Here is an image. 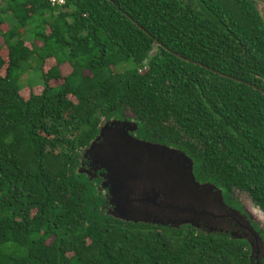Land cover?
I'll return each mask as SVG.
<instances>
[{
    "label": "trees",
    "instance_id": "trees-1",
    "mask_svg": "<svg viewBox=\"0 0 264 264\" xmlns=\"http://www.w3.org/2000/svg\"><path fill=\"white\" fill-rule=\"evenodd\" d=\"M0 40V264H251L245 239L107 215L81 166L102 122L130 111L135 137L184 152L226 204L238 191L264 211L255 0H0ZM31 60L42 90L26 98Z\"/></svg>",
    "mask_w": 264,
    "mask_h": 264
},
{
    "label": "water",
    "instance_id": "water-1",
    "mask_svg": "<svg viewBox=\"0 0 264 264\" xmlns=\"http://www.w3.org/2000/svg\"><path fill=\"white\" fill-rule=\"evenodd\" d=\"M252 87L264 94L263 89L254 85ZM116 121L118 120L106 121L104 126H107V129L100 130V127L96 138L83 150V159L90 154L93 156L95 164L101 166L105 171L104 176L102 175L104 180H101L99 188L109 190L110 208H104L107 215L123 222L146 223L173 228L190 225L208 233L223 232L234 238L247 240L252 251L255 250L257 253H259V247L256 248L255 244L258 240L262 243L261 249L264 252L260 233L259 236L253 234L237 236L227 229L216 228L215 224L220 220H236L232 217L233 214L239 216L238 218L244 217V215L240 210L226 204L224 195H221L222 200L219 198L218 192L215 191L219 188L209 183H199L195 179L193 162L184 152L166 145L138 139L134 135L128 134L123 128L116 126L122 123L128 124V122L121 120L117 123ZM131 127L133 128L131 133L134 134L137 124L134 122ZM133 144L149 152H161L169 157H177L180 163L177 169L172 171L176 178L173 176L170 178V174L161 166L156 165L158 164L156 162L131 160L124 150L128 145ZM81 172L85 173L83 170ZM177 182L186 186L194 194H199L200 197L205 195V192H209L210 206L207 208L199 206L196 201L189 204L179 203L178 196L184 190L177 186ZM174 184L178 191L174 188ZM229 216L230 218H228ZM213 225H215L214 229L211 228ZM238 227L241 228L239 225ZM243 228L245 227L243 226Z\"/></svg>",
    "mask_w": 264,
    "mask_h": 264
},
{
    "label": "rangeland",
    "instance_id": "rangeland-1",
    "mask_svg": "<svg viewBox=\"0 0 264 264\" xmlns=\"http://www.w3.org/2000/svg\"><path fill=\"white\" fill-rule=\"evenodd\" d=\"M6 25L7 24H4L1 27L4 30H6L7 29ZM26 45L30 47L29 40L26 41ZM39 67L40 64L37 62V60H31L30 63L25 68H23L24 71L19 73L17 84L21 88V92H23V90H29L30 88H33L29 90V92L25 96L26 98L30 93H40L42 90V79H41V72ZM63 70H64L63 72L64 76L66 73L70 72V70L67 69H63ZM60 83L61 81H54L53 85H59ZM23 93L25 94L26 92ZM133 120H134L133 114L130 111H126L124 113V120L122 122H128V124L122 123V124H117L116 126L123 128L128 134L134 135L133 133H131V129H133L131 125L134 123ZM105 122L103 121L102 124L100 125L101 127L100 130L103 129L105 131V129H107V126H104ZM116 122L118 123L119 121ZM124 152L127 154V156H129L131 160L136 162L143 160H147L150 163L156 162L158 163L156 165L161 166L164 170H166L170 174L169 175L170 178H172V176L176 178L175 174L172 171L176 170L180 163V160L177 157L175 158L169 157L161 152L160 153L149 152L148 150H145L134 144L128 145L127 148L124 150ZM95 163L96 162L93 161V156L88 154L86 158L82 160L81 168L89 178L92 179L94 177H99L103 181L104 178H102V175L104 176L105 171L101 168V166H97ZM177 186H179L180 188H182V190H184V192L180 193V195L178 196L179 203L189 204L192 203L193 201H196L199 206H205V208L210 206L209 202L211 196L209 192H205L204 193L205 195L200 197L199 194H194L193 191L188 189L186 186L180 184L179 182H177ZM177 186H175L174 184L175 189L177 188ZM108 191L109 190L106 188L104 189L99 188V192L103 194L104 197L107 199V206H106L107 209L110 208V205L108 203L109 202ZM215 191L218 192L219 198L221 199L222 198L221 195H223L222 190L216 189ZM233 200L238 202L239 208H236V210L238 211L240 210L244 215V217L238 218L239 216L233 214L232 217H234V219H236L238 222L236 220H228V219L220 220L218 221L217 224L214 223L216 225V228L227 229L229 232L237 236H246L248 234L259 236V233L264 231V213H263L264 211L260 207H256L245 193L236 191L233 195ZM229 214L232 213L229 212ZM228 218H230V216ZM215 225H213L211 228L214 229ZM238 225L241 228H239ZM243 226L245 228H243ZM254 227L256 228V230ZM257 246L259 247L258 250L259 253H257L255 250L252 251V255H251L252 264L257 262L256 259H259L260 257L264 256L263 249H261L262 243L258 240H256V244H255L256 248Z\"/></svg>",
    "mask_w": 264,
    "mask_h": 264
},
{
    "label": "flooded vegetation",
    "instance_id": "flooded-vegetation-1",
    "mask_svg": "<svg viewBox=\"0 0 264 264\" xmlns=\"http://www.w3.org/2000/svg\"><path fill=\"white\" fill-rule=\"evenodd\" d=\"M256 1V7L258 8L261 17L264 20V0H255ZM234 195V194H233ZM233 199V196H232ZM262 234H264V231L261 232ZM257 262L253 263V264H264V256L260 257L259 259H256ZM252 264V262H251Z\"/></svg>",
    "mask_w": 264,
    "mask_h": 264
},
{
    "label": "built area",
    "instance_id": "built-area-1",
    "mask_svg": "<svg viewBox=\"0 0 264 264\" xmlns=\"http://www.w3.org/2000/svg\"><path fill=\"white\" fill-rule=\"evenodd\" d=\"M50 3L52 5H58V6H61V5H64L66 3L67 0H49Z\"/></svg>",
    "mask_w": 264,
    "mask_h": 264
}]
</instances>
